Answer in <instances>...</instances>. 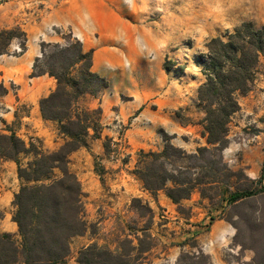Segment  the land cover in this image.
Returning <instances> with one entry per match:
<instances>
[{
    "label": "rangeland",
    "instance_id": "obj_1",
    "mask_svg": "<svg viewBox=\"0 0 264 264\" xmlns=\"http://www.w3.org/2000/svg\"><path fill=\"white\" fill-rule=\"evenodd\" d=\"M150 6L163 8L165 18L179 19L164 0H0V31L14 30L9 45L0 54L18 55L30 42L37 44L41 52L42 48L48 50L54 44L80 43L84 51L93 49L95 60L96 54H100L98 61L106 54L118 59V67L110 77H104L107 87L101 88L97 95L86 93L77 100L80 107L91 109L98 120L96 130L89 131L91 137L86 148L90 149V142L100 136L103 127L100 108H91L90 102L95 97L98 102L106 91L105 102L110 105L111 115L107 126L113 134L102 141L105 155L111 162L124 164L148 195L131 198L129 211L122 220L100 223L85 219L86 229L70 239L66 264H79L80 250L89 245L116 253L136 246L132 255L138 258L135 264H210L211 255L201 249L196 236L208 232L213 224L215 234L225 227L233 232L221 244L212 242L222 261L264 264V175L261 177L264 168V53L260 55L258 72L250 89L238 95L240 108L228 123L226 146L222 149L208 144L202 123L205 111L198 97V87L205 80L199 60L211 38L226 39L236 27L225 25L227 30L219 27L209 30L196 26L190 37L169 42L161 48L164 41L154 34L152 21H148L158 19L159 13ZM43 63V58L37 62L35 59L31 75L33 70L44 69ZM85 64L81 59L66 71L80 80ZM11 88L16 93V85L12 83ZM8 91V87L0 83V132L14 131L24 140L29 150L20 153L19 159L22 166H26L34 158L35 149L57 150L65 138L58 130L57 121L48 119L49 137L47 143L44 142L32 129L28 118L32 111L30 105L20 102L13 110L6 106L4 98ZM162 96L166 102L176 100L171 107L174 118L190 124L192 132L171 134L157 126L155 131L161 136L159 147L146 146L143 138H138L140 143H136L130 134L137 125L144 130L152 128V122L142 116L143 109L150 103L155 107L154 102H161L155 99ZM182 96L187 103L179 102ZM120 106L122 111H119ZM202 146L210 149L199 152ZM102 159L103 156L96 158L98 171L104 166ZM17 167L15 160L0 157V193L4 189L19 191L24 180L18 177ZM148 169L166 172L184 186L194 185L191 194L174 202L165 189L146 188L139 175L140 170L147 172ZM59 172L55 169V173ZM166 186H173V182L168 180ZM245 189L248 195L229 201L231 192ZM160 199H167L171 207L167 209L159 204ZM199 209L203 212L201 218L197 216ZM15 210L12 200L0 204V233L7 232ZM164 210L169 211L168 215ZM186 231L194 233L184 237ZM10 233L17 242L21 241L19 230ZM172 244L187 247H181L177 260L171 263L163 252Z\"/></svg>",
    "mask_w": 264,
    "mask_h": 264
},
{
    "label": "trees",
    "instance_id": "obj_2",
    "mask_svg": "<svg viewBox=\"0 0 264 264\" xmlns=\"http://www.w3.org/2000/svg\"><path fill=\"white\" fill-rule=\"evenodd\" d=\"M13 35L12 29L0 31V53L9 45ZM206 47L207 51L199 60L205 75L198 87L199 102L205 111L202 123L207 143L223 149L227 143L230 118L240 108L238 95L250 89L258 72L260 55L264 53V25L255 28L249 22L243 23L226 39L211 38ZM41 57L45 67L33 70L32 75L49 73L57 80L55 89L41 98V112L44 118L57 121L65 142L51 152L35 149L34 158L22 166L19 154L29 150L24 140L14 131L9 134L0 132V157L15 160L18 177L24 180L13 200L16 206L13 220L18 225L21 241L17 242L10 232L0 233V264H66L70 239L86 229L81 186L69 168V155L80 147L89 146V131L91 128L96 130L98 125L91 109L77 104L78 98L86 93L99 94L101 88L107 86V80L92 70L93 49L84 51L80 43L54 44L48 50L42 48ZM41 57H37L36 62L41 61ZM81 59L86 61L85 71L77 80L69 76L66 68ZM36 66L34 64V68ZM209 149L202 146L198 151ZM55 169L60 171L59 174ZM263 175L264 168L261 177ZM139 177L150 190L165 189L174 202L188 197L194 187L192 184L184 186L166 172L153 169L140 170ZM168 180L173 186H166ZM248 192L246 189L233 191L229 194V201L240 199ZM136 248L132 246L129 251L116 253L89 245L80 250L78 262L135 264L138 258L132 255Z\"/></svg>",
    "mask_w": 264,
    "mask_h": 264
},
{
    "label": "crops",
    "instance_id": "obj_3",
    "mask_svg": "<svg viewBox=\"0 0 264 264\" xmlns=\"http://www.w3.org/2000/svg\"><path fill=\"white\" fill-rule=\"evenodd\" d=\"M41 53L40 47L30 42L27 44V48L18 55L0 54V83H3L9 89L4 98L6 99L4 103L9 109L13 110L15 105L20 102L30 105L32 111L28 118L32 123V129L36 135L42 137L46 142V138L49 137L46 123L50 120L43 117L40 110V100L55 89L57 80L48 73L31 75L33 63L36 57L41 56ZM99 55L96 54V60L94 56L92 69L102 77H110L114 69L118 67V59L115 60L109 54H106L102 57V60L100 59L101 61H98ZM12 83L16 85V89H14L16 93L11 88ZM105 92L102 94L101 99L98 98V102H96L97 97L90 102L91 108L99 107L101 111L100 123L103 127L99 132L100 136L92 139L90 149L86 147L79 148L69 156V167L77 176L81 186L84 219L98 220L100 223H110L117 218L122 220L126 212L129 211L131 198L148 195L147 190L133 180L131 173L124 164L111 162L105 155L102 141L113 134V130L107 126L111 115H109L110 105L105 102ZM13 96L15 98L11 100ZM158 99L161 102H154L155 107L150 103L148 108L145 107L142 111V116L152 122V128L147 127L144 130L143 126L137 125L133 130L130 129L133 131L130 135L135 138L136 143H140L138 138H143V144L152 148L159 147L161 141V136L155 131L157 126L164 127L165 131L171 134L182 135L192 132L190 124L182 122L179 117L174 118L171 107L175 105L176 100L173 99L170 103L166 102L163 96L162 98L157 97L155 100ZM178 100L180 103H187L186 98L183 96ZM119 111H122L121 106ZM203 141L202 137L201 143ZM101 156L104 157L102 159L104 166L98 171L95 168L96 158L98 159ZM15 192V189H4V192L0 193V204L13 201L12 198ZM158 203L163 204L167 209L171 207L167 199H160ZM202 215L203 212L199 209L197 216L201 218ZM213 226L208 232L201 233L196 237L200 242L201 249L211 255L210 264H227L218 257L216 245H213L212 242L221 244L227 241L233 232L229 227H225L216 231L215 234ZM8 227L6 228L7 232L15 233L18 231V225L14 220L8 224ZM190 233L194 232L186 231L184 237H187ZM181 247L174 244L168 246V249L163 252V254L166 253L168 262L172 263L177 260ZM185 247L187 245L182 248Z\"/></svg>",
    "mask_w": 264,
    "mask_h": 264
},
{
    "label": "clouds",
    "instance_id": "obj_4",
    "mask_svg": "<svg viewBox=\"0 0 264 264\" xmlns=\"http://www.w3.org/2000/svg\"><path fill=\"white\" fill-rule=\"evenodd\" d=\"M164 4L179 19L165 18L163 8L150 6L159 13L158 19L148 21H152L154 34L164 41L161 48L190 37L196 26L227 30L225 25L237 27L246 22L256 27L264 25V0H164Z\"/></svg>",
    "mask_w": 264,
    "mask_h": 264
},
{
    "label": "built area",
    "instance_id": "obj_5",
    "mask_svg": "<svg viewBox=\"0 0 264 264\" xmlns=\"http://www.w3.org/2000/svg\"><path fill=\"white\" fill-rule=\"evenodd\" d=\"M165 215H168L169 211L168 210H164Z\"/></svg>",
    "mask_w": 264,
    "mask_h": 264
}]
</instances>
